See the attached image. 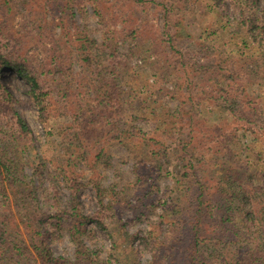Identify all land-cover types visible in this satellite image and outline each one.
<instances>
[{"label":"rangeland","instance_id":"374dc122","mask_svg":"<svg viewBox=\"0 0 264 264\" xmlns=\"http://www.w3.org/2000/svg\"><path fill=\"white\" fill-rule=\"evenodd\" d=\"M51 1L59 4L64 0H17L18 8L12 9L6 17L0 16L7 20L0 46L28 58L42 82L48 88H55L49 118L41 122L37 108L26 102L27 83L12 76L11 71H4L0 78L14 96L16 109L31 130L32 143L23 155V168L30 185L37 186L39 192L37 202L32 200V204L40 207L33 211L46 214L56 210L48 203L53 184L60 192V203L68 197L64 174H59L57 164L64 158L71 161L75 157L69 152L63 153L64 146L70 145L68 141L77 142L83 136L78 127L83 117L80 113L87 109V114L95 112L96 122L103 120L108 129L113 114L123 110L131 113L132 106L139 117H116L120 119L119 124L127 120L130 130V126L137 125L152 131L158 141L161 159L154 170L145 173L139 167L136 154L113 137L114 129L104 139L102 158L97 160L95 152H91L94 167H90L92 163L86 165L78 160L67 167L81 173L78 198L84 213L93 214L99 208V198L110 205L105 214L106 228L89 223L93 233L84 236L83 241L104 260V264H187L188 249L196 233L208 238L221 233L216 227L217 220L214 222L217 216L212 215L211 208L205 207V202L198 204V199L186 206V230L172 225L174 215L168 212L177 202V180L182 171L183 155H202L203 138L214 139L210 144L215 145L220 133L236 128V144L249 147V153L241 155L220 146V154L228 164H242L254 182H258V193L264 196V98L258 96L261 87L257 82L252 83L243 72L236 73L227 66L221 88L241 110L240 114L234 115L216 100L221 93L216 82L208 75L195 74L194 67L189 65L202 62V55L196 51L200 44L211 45L220 52L240 54L243 50L241 38L250 41L247 34L237 33L229 27L235 15L228 0H222L220 4L215 0H103L107 20L102 24L88 2L84 14L76 8L74 14H60ZM162 3L170 8L171 14L167 17ZM78 27L92 40L89 44L99 62H105L107 56L101 41L104 30L109 29L113 40L118 42L114 65L120 68L113 74H100L98 79L86 83L78 53L80 40H83L77 33ZM49 40H60L65 49L71 51L72 77L40 70L42 66L48 67ZM100 80L107 82L109 91L121 100L122 91L130 93L135 98L131 106L130 102L119 100L122 103L119 107H97L100 96L96 97L95 89ZM145 94L148 95L146 98H139ZM143 105L149 106L148 109L142 111ZM243 119L251 120L252 129L242 127ZM11 120L6 112L0 113L3 127H9ZM87 131L94 136L92 132L98 133L99 128L91 125ZM204 157L209 163L200 167L198 174L211 185L214 172L206 170L211 168L215 154L206 152ZM40 164L43 165L37 170ZM212 187L213 184L209 190ZM208 191L202 199L209 196ZM126 200L130 202L128 207L124 205ZM133 234L139 237L133 239ZM219 241L223 248H233L232 244H227L224 235ZM49 244L54 255L65 258L68 264L73 260L75 246L66 232L51 239ZM262 244L264 247V241ZM27 262L40 263L37 258Z\"/></svg>","mask_w":264,"mask_h":264},{"label":"trees","instance_id":"16d2710c","mask_svg":"<svg viewBox=\"0 0 264 264\" xmlns=\"http://www.w3.org/2000/svg\"><path fill=\"white\" fill-rule=\"evenodd\" d=\"M215 1L220 4L222 0ZM262 1L264 0H228L235 15V20L229 27L237 33L247 34L250 40L241 38L243 50L240 51V54L238 53L239 55L220 52L211 45L200 44L196 51L202 55V62L199 64L189 63L194 67L195 74L203 77L208 75L216 82L221 91L216 100L226 106L234 115L237 112L240 114L241 110L237 105H234L221 88L223 74L227 66L234 69L236 73L243 72V75H247L252 83L257 82L261 87L258 96L264 98V3L261 5ZM87 2L91 4L92 11L100 23H105L107 17L103 10V0H64L59 4H53L51 1L53 6L58 7L60 14L68 12L74 14V8L84 14ZM19 5L17 0H0V16L6 17L12 9L18 8ZM162 5L167 17L171 14L170 8L166 3H162ZM67 21L70 22L71 19ZM6 26L7 20L1 18L0 40H3L1 35ZM77 33L83 39L80 40L78 53L86 83L89 80L92 81L93 78L98 79L100 74L103 76L113 74L115 69L120 68V66L114 65L118 42L113 40L109 29L104 30V40L101 41L103 50L107 53L105 62L97 61L90 47L89 43L92 40L89 39L88 34L80 27L77 28ZM49 43L48 67L45 69L42 66L40 70L47 71L49 74L52 72L72 77L74 65L71 51L65 49L60 40H49ZM4 71H11L12 76L27 83L26 102L37 108L38 118L41 122L47 121L51 113L54 86L48 88L42 82L37 74L38 70L28 58L0 46V78ZM93 84L96 85L94 82ZM131 84L135 85L133 82ZM133 91L132 89L131 92L133 93ZM121 93H124L122 100L109 91L107 82L103 83V80H100V84L95 89L96 97L100 96L96 106L115 105L119 107L122 104L119 100L130 102L131 106L135 98H132L126 90ZM147 96L145 94L144 97L139 98L144 99ZM15 103L14 96L5 87L3 81H0V113L6 112L12 119L9 127L0 125V264H29L27 261L31 258L34 260L37 258L39 264H68L65 258L54 255L49 244L51 239L61 236L64 232L69 235L75 246L74 258L69 264H104V260L85 244L83 237L93 233L89 226L91 222L98 228H106L105 214L110 205H106L104 200L99 198V208L91 215L84 213L78 198L81 173L74 168L67 167L74 164V160L81 161L86 165L92 163L90 167H94L95 161L91 162L90 160L91 152H95L97 160L102 158L104 139H107V135L116 129L113 137L126 144L136 154L141 170L145 173L152 171L161 159L155 135L152 131L137 125L130 126V130L127 120L119 124L120 119L116 117H139L132 106L131 113L123 110L122 113L113 114L112 119L108 122L111 126L108 129H105L103 120L102 123L96 122L95 112L87 114L89 110L87 109L80 113L83 117L78 127L82 130L83 136L77 142L68 141L70 145L64 146L65 152L63 153L66 155L69 152L75 157L71 161L64 158L57 164L59 174H64L62 177L67 185L68 197L63 204L60 203V192L53 184L48 196L49 201H47L50 206H55L56 210L46 214L42 211L34 212L33 209L40 206L34 207L32 200L37 202L39 192L37 186L30 185L23 168V155L32 143L31 130L23 115L16 109ZM143 107L145 105L140 107L142 111L148 109L149 106ZM251 124V120H244L242 127L252 129ZM91 125L99 128L98 133L92 132L94 136H91L87 131ZM237 131L236 128L232 132L223 131L217 136L218 141L216 140L215 145L210 144L214 139L205 140L203 138L200 144L203 147L202 155L191 154L188 157L183 155L181 158L182 171L177 180L178 192L175 200L177 202L168 212L169 215L171 213L174 215V218L171 219L172 225L185 231L188 226L185 216L186 206L193 199H198V204L205 202V207L211 208L212 215L217 216L214 222L217 220L216 227L221 233L219 236L209 238L196 233L195 240L188 249L187 264H264V247L262 246L264 241V196L258 193V182H254L242 164H228L227 159L220 154V146L228 147L229 152L237 151L241 155L249 153V147L236 144ZM216 145L217 147H215ZM210 151L215 154L214 159L211 160V168L206 170V172H214L211 190L209 189L212 184L205 182V178L201 179L198 174L200 167L209 163L204 156L206 152ZM42 165L37 166V170L41 169ZM205 191H208L209 196L202 199L201 196ZM107 203L110 204V202ZM124 205L128 207L130 202L126 200ZM192 228L195 227L192 226ZM227 230H229L228 233H226ZM222 234L226 238L227 244L233 245L232 249L220 246L219 239L220 236H223ZM136 237L139 235H132L133 239ZM142 239L147 241L145 237Z\"/></svg>","mask_w":264,"mask_h":264}]
</instances>
